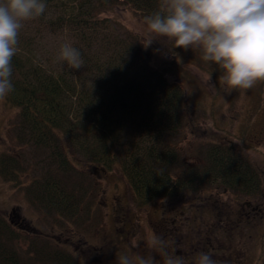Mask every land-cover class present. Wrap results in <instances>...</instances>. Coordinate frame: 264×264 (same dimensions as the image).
<instances>
[{"label":"rangeland","instance_id":"1","mask_svg":"<svg viewBox=\"0 0 264 264\" xmlns=\"http://www.w3.org/2000/svg\"><path fill=\"white\" fill-rule=\"evenodd\" d=\"M3 3L6 2H0ZM61 8L50 5L43 15L22 20L15 54L49 70H74L60 59V49L64 44L76 48L84 44L77 35L79 26L67 19ZM100 18L104 19L107 35L132 34L138 38L149 63L182 87L187 122L171 142L179 153L181 168L205 165L206 147L232 149L257 169L261 190L251 197L213 186L204 195L189 193L174 201H154L141 206L118 167L94 169L67 147L72 165L78 172L86 173L85 189L77 194L79 204L73 219L47 215L35 208L26 192L40 174L34 164L44 152L17 140L18 113L3 97L0 157L11 156L20 165L14 182L0 176V217L17 232L19 252L26 257L31 241L48 239L82 264H117V255L125 253L151 254L157 264H162L164 253L174 254L182 257L184 264H196L197 257L190 256L188 251L190 242L195 245L199 239L212 247L210 254L220 264H264V81H257L246 91L225 93L223 71L215 63L202 59L201 48H176L172 40L161 36H155L145 47L149 39L146 20L124 3L105 7ZM70 181L77 178L70 175ZM215 209L221 211L219 218L223 223L215 219ZM211 229L216 234L214 239L206 236ZM153 234L165 239L163 250L147 247L146 241Z\"/></svg>","mask_w":264,"mask_h":264},{"label":"trees","instance_id":"2","mask_svg":"<svg viewBox=\"0 0 264 264\" xmlns=\"http://www.w3.org/2000/svg\"><path fill=\"white\" fill-rule=\"evenodd\" d=\"M63 1L44 0L47 7L64 5L62 14L79 26L83 67L57 72L15 54L14 91L4 97L18 113L17 140L44 152L34 164L40 174L26 190L36 209L73 219L86 173L72 165L67 147L94 169L118 167L141 206L174 201L189 193L204 195L213 186L230 193L259 195V172L237 151L206 147L205 165L181 168L171 142L187 122L182 87L149 63L138 38L106 34L100 18L105 7L124 3L146 20L157 10L159 0ZM19 165L15 158L1 156L0 176L14 182ZM70 175L77 181H70ZM220 212L215 209V219L223 223ZM212 230L206 233L209 239L216 238ZM16 243L17 232L0 217V264H82L48 239L31 241L26 257ZM197 243L194 258L200 252L212 253L210 245L199 239Z\"/></svg>","mask_w":264,"mask_h":264},{"label":"clouds","instance_id":"3","mask_svg":"<svg viewBox=\"0 0 264 264\" xmlns=\"http://www.w3.org/2000/svg\"><path fill=\"white\" fill-rule=\"evenodd\" d=\"M44 0H6L0 4V98L14 91L12 59L18 44L21 21L45 13ZM147 47L155 36L172 40L176 48H201L202 59L222 71L225 93L246 91L264 81V0H159L158 8L146 17ZM60 59L79 70L84 61L78 48L64 44ZM210 79V77H209ZM151 250L166 247L162 236L147 241ZM117 264H157L151 254L117 255ZM162 264H184L183 258L164 253ZM196 264H217L200 252Z\"/></svg>","mask_w":264,"mask_h":264},{"label":"flooded vegetation","instance_id":"4","mask_svg":"<svg viewBox=\"0 0 264 264\" xmlns=\"http://www.w3.org/2000/svg\"><path fill=\"white\" fill-rule=\"evenodd\" d=\"M232 149H230V151H231ZM219 187V186H218ZM225 191V190H224ZM17 218V220H18V217H16ZM198 233H200V232H198ZM197 245V246H196ZM189 246H191V248L189 249V251H188V254L190 255V256H194V252H196L197 251V249H198V243L196 242V244L194 245V244H192V242H190V245ZM195 246H196V251H195Z\"/></svg>","mask_w":264,"mask_h":264}]
</instances>
